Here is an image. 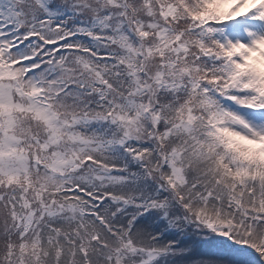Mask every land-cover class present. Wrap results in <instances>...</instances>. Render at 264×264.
<instances>
[{"label": "snow or ice", "instance_id": "6c2138e0", "mask_svg": "<svg viewBox=\"0 0 264 264\" xmlns=\"http://www.w3.org/2000/svg\"><path fill=\"white\" fill-rule=\"evenodd\" d=\"M0 264H264V0H0Z\"/></svg>", "mask_w": 264, "mask_h": 264}]
</instances>
